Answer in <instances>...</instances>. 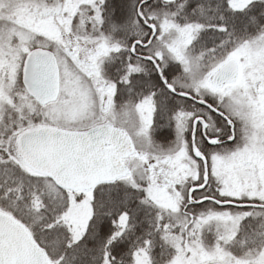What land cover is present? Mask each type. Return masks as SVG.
<instances>
[{
  "label": "snow or ice",
  "instance_id": "obj_1",
  "mask_svg": "<svg viewBox=\"0 0 264 264\" xmlns=\"http://www.w3.org/2000/svg\"><path fill=\"white\" fill-rule=\"evenodd\" d=\"M0 264H264V0H0Z\"/></svg>",
  "mask_w": 264,
  "mask_h": 264
}]
</instances>
